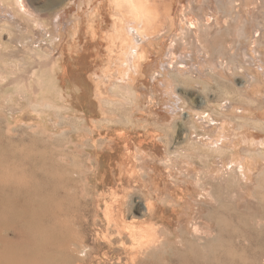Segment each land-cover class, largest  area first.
Instances as JSON below:
<instances>
[{
	"label": "bare ground",
	"instance_id": "bare-ground-1",
	"mask_svg": "<svg viewBox=\"0 0 264 264\" xmlns=\"http://www.w3.org/2000/svg\"><path fill=\"white\" fill-rule=\"evenodd\" d=\"M200 1L86 0L83 1L87 8L84 15L78 14V19L68 23L64 27L66 36L62 37L60 25L66 24L65 18L61 22L54 20L53 15L52 22L47 21L27 0H0V40L6 32L12 44L4 48L0 42V119L5 122L6 130L11 131L14 126L29 121L27 126L31 129L50 136L58 183L61 175H66L64 195H69L71 186L87 183L88 174L92 173L98 176V184L103 188L109 182L114 184L98 193L109 197L101 208L99 222L95 218L90 221L81 210L76 215V228L69 226L71 228L66 230L60 246L66 264H156L161 261L157 256L168 251L171 244L184 245L190 240L209 251L220 240L212 223L217 208L224 202L232 200L244 211L250 210L246 213L255 211L252 217L259 212L256 209H260L258 206L264 200L261 192L264 163L254 164L258 154L264 160L262 148L251 150L243 146L239 152L231 150L229 144L232 142L223 141V137L231 135L226 127L228 124L224 121L215 123L217 118L214 116H206L203 125L193 120L192 115L186 120L174 119L181 106L180 100L184 102L182 107L200 102L198 92L189 95L191 85L188 83L193 81L192 76H183L182 72H190L200 79L204 75L207 79L217 76L216 81L222 76L220 72L228 75L239 62L233 63L235 57H228V53L227 57L233 61L225 60V55L220 56L223 47L220 39L229 29L238 35H247L248 31L245 32L252 20L247 18L246 10L250 7V15H255L254 5L250 6L255 1L239 0L246 10L240 9L230 19L232 21L224 18L229 21L224 28L226 25L223 26L220 14L227 11L222 8L225 2L223 5L219 1L213 3L214 0H210L212 3ZM21 13L27 15L28 23ZM104 24L109 28L104 30ZM261 30H254L258 34L252 39V49L263 63ZM159 32H162V46L152 48L150 37ZM249 56L253 58L251 53ZM95 58L102 60L100 67L82 72L83 66L91 64ZM67 66L78 74L79 80L71 78L73 84L64 72ZM142 67L146 68L143 79V76H135ZM246 72L249 87L263 93L264 90L255 87L262 78L258 80L253 69L248 68ZM262 72L264 74V68ZM83 79L91 84L84 85ZM150 80L161 82L160 101L166 105L163 107L160 103L159 108L153 109L157 120L151 121L143 120L144 114L151 112ZM174 92L177 93L172 98L176 102L172 103L170 99ZM223 93H219V97L223 95L225 99L220 98L234 108L233 95L231 98L230 94L225 93V96ZM247 93L240 94L239 102H252V94ZM132 99H143L144 102L141 106H131L137 103ZM51 109L55 110L56 116L48 113ZM62 111L68 112L64 119L60 118ZM92 113L99 119L94 120ZM141 113L142 117H133ZM263 114L258 116L264 119ZM199 118L203 120L205 115L201 114ZM255 121L252 122L256 125L263 124L261 120ZM200 128L207 130L200 133L197 130ZM117 130H121L120 133ZM254 169L257 170L253 173L258 176L256 181L248 174ZM136 192L141 194V199L130 200ZM241 208L238 207L242 210L240 213L243 212ZM55 209L54 229L61 232L62 222L58 217L62 208L56 206ZM130 210L145 217L134 219L128 215ZM260 217L262 220L263 216ZM211 221L212 225L209 224ZM88 231L91 243L88 242ZM219 246L223 250L220 264H225V239Z\"/></svg>",
	"mask_w": 264,
	"mask_h": 264
},
{
	"label": "rangeland",
	"instance_id": "rangeland-1",
	"mask_svg": "<svg viewBox=\"0 0 264 264\" xmlns=\"http://www.w3.org/2000/svg\"><path fill=\"white\" fill-rule=\"evenodd\" d=\"M27 1L32 5V7L34 6L33 8H35V10L38 9L39 14L42 15L43 13L44 16L42 17L47 21L49 19L52 22L51 17H53V15H55L53 19L56 18L54 20L60 19L61 22L65 18L64 22H66V24L61 23L60 25V34L62 35V37L66 36L65 33L67 32V30L65 31L64 27H66L68 23L70 24V22L78 19V14H81L80 16H82L83 12L87 9L83 5V1L85 2L86 0ZM204 1L202 0L200 2L204 3ZM220 1L221 0H214L213 3L218 2L220 4H223V2H225V5L223 4L224 7L222 8H226L225 10L228 11V14L227 11H222V14H220V16L223 17V19H221L222 23L224 22L223 26H225L229 22L224 18L227 17V19L229 20L233 19V17L238 14L240 9L246 10L245 7L240 4L239 0H229L230 2L228 0H222V2ZM252 1H255L256 3L250 4ZM208 2L212 3V1L210 0ZM248 2H250V6L253 7L254 5L255 7V15H250V13H252L250 11V7L246 10L247 18L252 20H249L250 22L245 32L247 34L248 31V34L238 35L236 31L229 29V31L226 30L227 32H225V34L220 39V43L223 46L222 50H224V54L221 50L220 56H222L223 58V55H225L226 58L224 56V59L229 61L230 59L232 60V56L234 55L235 58L233 59L234 61H232L233 63L239 62V64L236 63L238 66L236 64H233L237 67H235L233 71H228V75H225L226 73L224 71L220 72L222 76L219 77L220 79H218V81H216L217 79H215L217 76H214L215 78L207 79L204 75L202 76V79H200L198 76L196 78L195 74H191L190 72H182L181 75L183 76H192L193 81H189L190 83L187 82L189 86L191 85V87H189L191 90L189 91L191 92L189 93V95H191L193 92L196 94L199 93L198 95H200V102H196V104L193 103L194 105L191 104L192 106L190 105L182 107V105H184V102L180 100L179 102L181 106L177 111L174 119L180 120L185 118L186 120V117L190 118L189 116L192 115L191 118L193 117V120L197 121L198 124L203 125L204 122H206L205 120H207L206 116L210 118L214 116L215 118H217L215 123L220 124L224 121V123L228 124L226 127L231 131V135L227 136L228 138L223 137V141H231L233 143L229 144L231 150L233 149L239 152L240 150H242L243 146H246L251 148V150L257 149L256 147H258L260 150L262 148L264 152V121H262L264 119H261L260 116H258L259 114L264 113V102H261L264 101V92H255V89L250 88L249 83L246 82L245 79L248 76L246 69L250 68L257 72L255 76H257L256 78L258 80L262 78L261 81H264V74L262 72V68H264V61L262 60V63L261 60L258 59L254 49H252V39L254 36L256 38V35L258 34H256V32L254 33V30H258L259 28L262 29V36L264 37V0H248ZM211 5L213 6V4ZM203 6L204 5H202V7ZM198 7H201V3ZM21 14L24 18L27 16L24 13ZM45 16H47V18ZM27 18L28 17H26L24 20L28 23ZM103 27L104 30L109 28V26L107 27L105 24L103 25ZM224 28H227V25ZM161 33L162 32H159L153 37H150V40L153 42H151V44L149 45L152 46V48H161ZM250 35L252 36L251 39L248 38V36ZM58 40L59 39H57L56 41L59 42ZM10 41L11 39H9L8 33H3L0 42L2 43L4 48L12 45ZM61 41L64 44V41ZM5 43L8 45H6ZM145 43H148V41H145ZM261 43L263 44L264 41L262 40ZM225 50L227 52H225ZM227 53L228 57L231 56L232 58H228ZM250 53L251 55H253L254 59L249 56ZM236 57H238L237 61H235ZM141 61L144 62L145 59ZM92 62L99 65L100 62L102 63V60H100V58H95V61L92 60ZM92 62L91 64L84 65L83 69H81L82 72H91L94 70V67L99 68L101 65L100 64L98 66L97 64H93V66ZM260 66L263 67L261 68ZM88 69L91 71H88ZM64 72H66L68 81L71 82L70 84H73L74 80H79L78 74L76 71H74L73 68H70L69 66H67V68L64 67ZM144 72H146V68L142 67V69L138 71V73H135V76H143V79ZM71 78L73 81H71ZM199 79L201 80V82ZM247 80L249 81L250 78L248 77ZM87 81L89 80L84 81L83 79L82 83H85L84 85L86 86L88 84H91L90 81ZM261 81H258V83H256L258 87L256 85L255 87L257 89L264 90V83L262 84L263 81ZM203 84H205V90ZM222 84L225 86V88H223L224 86ZM150 85H152L151 87H149V89L151 88L150 93L153 94V98L150 102L151 104H149L151 112L147 111L143 116V120L147 119L151 121L152 119L157 120V118L153 116V109L159 108L158 104H163L162 101H160L161 95H159V90L163 89V87L161 82L152 83V80H150ZM185 85L184 86L185 88L187 87L186 90L188 91V85L186 83ZM225 90H227V92L225 93H228V95L230 94L229 97L232 98L231 95H233V97L235 98L234 108H231L226 104L225 100H223L225 99V97L221 94ZM247 91H249L253 96H250L252 102L249 104L244 101V104L246 103L244 105L242 103L243 101L239 102V96L241 93L248 94ZM176 93L177 92H174L171 95L170 100H172V103L176 102V100L172 98L176 95ZM219 93H221L220 97L222 98L223 96V99L219 97ZM225 93L223 94L226 96ZM208 94L210 97L208 96ZM235 95L237 96V98ZM92 98H94V93L92 94ZM237 100L238 102H235ZM132 101H135L137 103L135 104L132 102L134 105L132 104L131 106H141L144 102L143 99H132ZM240 104H242V106ZM235 105L238 106L235 107ZM165 106L163 104V107ZM175 106L176 105H174V107ZM49 111L50 112L48 113H50L51 116H56L54 109H51ZM142 114L143 113L136 114L133 117L136 119L142 117L140 116ZM201 114L205 115V118L203 119L204 121L200 120L199 118ZM92 115L95 116H93L95 118L94 120L99 119V117L95 113H92ZM66 116H68V112H60L61 119H64ZM256 119L257 122H259L258 120H261L263 124L256 125V123H253L252 121L256 122ZM246 122H248L249 124H245ZM25 123V125L24 123H22V125H18L16 127L14 126L15 129L13 127L11 131H8L6 130L5 122L0 119V264H66L64 261L65 254L64 252H62L60 247L62 241L66 237V230L71 227L76 228V215L81 210H83V213L87 219L92 221L95 218V221L99 222V220L102 219L101 208L104 206L105 199H109V197L100 196L98 195V193H101L103 189L114 186V184H110L109 182L110 185L108 184L105 188H103L100 184H98V176L92 173L88 174L89 181L87 183L81 182L80 184L71 186L70 188H68L69 195H64L66 193L64 190L67 188V186L65 185L66 175L63 173L64 175H61L62 179H60V183H58V177L56 175L54 163L55 158L52 140L50 136L39 134L33 128L31 129L30 125L27 126L30 123L29 121H26ZM204 129L205 128H200L197 130L198 132L203 133V131L205 132V130H207ZM119 131L121 130H117L116 132L120 133ZM208 131L210 132L209 129ZM103 135H106V133H104ZM199 139H206V137H200ZM236 140L237 144H235V146L234 143H236ZM180 142L181 144H183L182 141ZM91 154L93 155L94 152H92ZM254 155L256 157L257 153H255ZM85 156L88 157L89 154L86 153ZM256 159L257 161L254 164L255 166H259L260 163H264V160L259 156V154ZM255 170L256 169L248 172V174L253 177V181H256L258 178V176L255 177L253 175V173L257 171ZM248 181L249 179L246 181V183H248ZM57 184H59L58 188L56 187ZM57 190H59V192H56ZM261 190V192L264 193V187H261ZM261 192H259L260 196L262 195ZM134 198L141 199V194L137 192L133 193L132 197H130V200ZM262 200L263 199H261V201ZM263 201L261 202V206H258V208L260 209L263 207L262 210L256 209V211L259 212L253 215L254 218L251 216V214H254L255 211H251L253 213L250 214L248 213L250 212V210L246 209V211L248 210L247 214L246 211H244L245 209L235 204V202H233L232 200L229 202H224L223 206L217 208L218 210L215 213L217 215L214 214L213 223L212 221L209 222V224H213H211L212 227L214 226L216 228L215 230L213 227V230L217 233L220 239L213 244V248L210 249L211 251L202 250L197 246L196 241L194 240H190L186 244H180L179 246L178 244H171V247L167 249L168 251L157 256L161 257V261H157L156 264H220L223 250L221 249V246H219V244L222 239H225L226 241L225 251L227 261L225 264H244L241 263L243 261L252 262V264H264ZM97 202H99L98 206ZM227 203L228 205H226ZM56 206L62 208V211L59 213L58 217L60 219L58 220L63 223V225L61 223V232L60 230L54 229V223L57 221L55 220L57 219L55 217L57 214H55ZM238 207L243 209L244 214L243 212L240 213L242 210L238 209ZM97 208L99 209L97 210ZM95 214L98 216H95ZM259 214L263 216L262 220H260L261 217ZM128 215H132L134 219L137 220H141V218L143 219L145 217L136 210H130ZM255 216L258 217V219ZM223 218L226 220H224ZM61 219L65 221H62ZM72 223H74V225ZM259 223L261 224V226H258ZM88 232V242L91 243V233L90 231Z\"/></svg>",
	"mask_w": 264,
	"mask_h": 264
}]
</instances>
